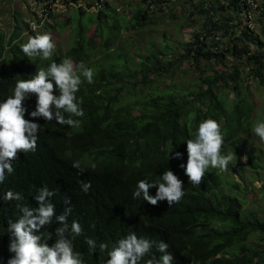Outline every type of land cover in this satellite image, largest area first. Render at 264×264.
I'll return each mask as SVG.
<instances>
[{
  "label": "trees",
  "instance_id": "1",
  "mask_svg": "<svg viewBox=\"0 0 264 264\" xmlns=\"http://www.w3.org/2000/svg\"><path fill=\"white\" fill-rule=\"evenodd\" d=\"M0 1L5 10L10 5L13 21L7 35L0 31V101L11 94L15 80L30 79L36 69L53 60L60 62L67 56L95 70L94 83H84L77 93L85 111L81 125L69 128L38 119L41 129L36 152L19 154V160L13 161L15 172L0 185V195L8 189L19 191L24 197L19 203L35 208L38 205L32 197L46 185L56 192L52 202L57 213L63 211L64 198L70 197L73 211L69 223L78 220L84 229L83 236L74 240V250L83 254L85 264H104L108 250L97 247L90 254L84 236L96 239L97 245L107 243L110 250L130 232L157 242L163 240L174 256L173 264H264V220L243 211L240 192L247 191L246 185L227 179V172L209 169L201 184L194 187L178 167L187 160L185 141L207 118L220 123L225 154L231 151L234 158L239 156V137L249 131L253 115L247 83L251 80L264 88V45L256 35L230 26L226 8L213 7L212 3L208 9L220 14L217 22L204 17L189 40L180 43L178 52L172 53L174 49L167 45L161 50L152 46L144 56L135 54L137 61L131 66L120 55L101 60L97 56L113 47L119 30L155 25L172 0H134L138 5L132 7L128 17L114 10L109 0L92 14L87 10L97 0H19L24 5L31 1L36 7L30 12L37 29L33 31L28 22L16 16V0ZM176 2L183 7L180 15L188 19H199L209 12L203 10L201 0ZM73 8L65 20L59 21V13ZM5 10L0 9V13ZM172 12L166 13L171 19L176 16ZM83 17L87 19L85 23ZM92 23L95 28L90 37L86 30ZM69 24L74 41L64 55L56 48L48 61H29L20 51V43L29 35L58 33ZM23 34L26 39L21 37ZM228 34L238 35L232 51L227 50L238 57L233 61L227 60L219 46L225 44L222 38ZM95 38L100 39L99 43ZM166 55L170 57L164 58ZM184 63H189L190 68L183 72H190L181 86L173 82L160 87L161 77L173 79ZM26 105L33 110L35 97ZM171 151L182 153V159L168 160ZM77 160L82 173L71 166ZM236 165L261 169L253 154L246 163L236 161L229 166V171L242 178ZM168 168L183 181L185 195L178 204L169 207L162 201L153 206L132 198L138 180H158ZM81 181L91 182L87 194L81 191ZM260 188L264 192V184ZM155 191L149 190L151 195ZM17 203L0 201V264H7L13 255L8 251L6 229L7 220L19 214ZM57 226L42 229L53 232L49 245L54 242ZM251 236L256 237V244H247ZM152 251L159 258L161 253L155 248Z\"/></svg>",
  "mask_w": 264,
  "mask_h": 264
},
{
  "label": "clouds",
  "instance_id": "2",
  "mask_svg": "<svg viewBox=\"0 0 264 264\" xmlns=\"http://www.w3.org/2000/svg\"><path fill=\"white\" fill-rule=\"evenodd\" d=\"M33 31V30H32ZM20 51L29 61H48L54 55L56 44L49 33L29 35L27 40L19 45ZM95 70L88 67L84 61L76 62L71 57H64L60 62L55 60L36 69L30 79H17L11 89V94L0 101V185L15 172L13 161L19 160V154L35 153L38 133L41 125L38 119L45 123L55 121L57 125L78 128L85 116L82 107L83 99L77 96L84 83H94ZM35 97L34 109L29 111L26 102ZM28 116V119L25 116ZM251 132L264 143V117L258 118L251 127ZM187 160L178 165L183 169L189 182L199 186L209 169L220 172L229 171V166L236 156L233 152L224 151V134L220 123L212 118L199 122L191 138L185 141ZM171 154V155H170ZM169 159H182L179 151H171ZM73 168L83 172L80 161H73ZM94 168L95 165H92ZM81 191L85 194L91 188V182L81 181ZM155 188V195L149 190ZM55 190L46 185L37 189L32 199L37 203L33 208L28 204L19 203L23 200L21 192L8 189L0 195V201L18 202L16 208L19 214L14 219L7 220L9 234L8 251L13 255L7 264H85L83 254L74 250V240L84 234V229L78 220L69 223L73 208L70 197L63 200V211L57 213L52 198ZM185 191L183 181L169 168L163 171L158 180L141 179L136 182L132 191L133 199H142L150 205L166 201L169 207L178 204ZM58 225L53 232L42 231ZM84 243L90 254L108 250V258L104 264H173L174 256L167 251L169 245L163 240L154 241L144 236L130 232L117 240L109 250L107 243L97 245L96 239L84 236ZM153 248L160 252L157 258Z\"/></svg>",
  "mask_w": 264,
  "mask_h": 264
},
{
  "label": "rangeland",
  "instance_id": "3",
  "mask_svg": "<svg viewBox=\"0 0 264 264\" xmlns=\"http://www.w3.org/2000/svg\"><path fill=\"white\" fill-rule=\"evenodd\" d=\"M1 2V1H0ZM172 4L170 8L166 9L162 15H159V18L156 20L155 25H149L144 28H139L138 30L129 29L128 31L119 30L118 34L114 38L113 47L109 49L108 52L102 53L97 56V59L101 60L104 58L112 59L117 55L124 57L131 66H135V62L137 61V55H146L151 49L152 46L155 49H163L165 45L171 46L174 51L172 53L178 52L179 45L182 42L188 41L190 38V33L199 28L201 21L193 17L188 19L180 13L183 10V7L180 3L176 2V0H172ZM111 7L116 10L119 14L123 13L127 17L131 14V9L138 4L134 0H109ZM58 6V5H57ZM57 6H55L57 8ZM181 6V7H180ZM14 7L16 9V16H19L22 20L29 23V29H32L34 22L31 21L30 12L34 11L36 7L33 5V2L27 1V5L22 4L19 0H16ZM9 7L5 10L2 6L0 9L5 10L0 14V31L7 35L12 26V17L9 12ZM59 8V6H58ZM62 9V8H59ZM70 9V8H67ZM173 10V12L171 10ZM74 8L70 11L64 10L59 13V21L65 20L69 13H72ZM88 13L92 14L95 11L92 9L87 10ZM169 14L172 12L176 14L174 18H169ZM69 12V13H68ZM83 23L87 21L86 17H83ZM194 19V20H192ZM35 26V25H34ZM95 24L92 23L86 30L87 36H92L94 33ZM37 30V29H35ZM45 33L51 34L53 41L56 44V48L59 49L60 53L64 55V53L69 49L71 45H73L74 37L72 33V27L70 24L67 28L60 30L58 33L53 31H45ZM22 38L26 39L27 35H21ZM113 38V36H112ZM96 42L99 43L98 38H95ZM169 55H166L164 58H168ZM170 57V56H169ZM95 61V59H92ZM190 64L184 63L180 69H178L173 77L170 79L169 77H161L160 87L171 83H178L181 86L183 83V79L189 76V72L184 73V69H189ZM249 87V92L251 97L252 106H253V115L251 118L249 131L241 135L240 144L241 151L237 158H234L233 164L236 161H240L246 163L249 158V154H253L259 159V163L261 165V169L259 171L250 170L244 167L237 166V171L242 174V178L239 177V174L231 171H227L226 178L231 180L232 178L239 182L241 185H246L247 191H241L240 195L243 198V211L247 213H254L257 215L256 217L260 220H264V192L260 191L261 185L264 184V143L260 142L259 138L256 137L251 132V127L253 123L258 119L264 117V88L257 86L256 82L251 80L247 83ZM147 89V88H146ZM228 101L232 99L229 96ZM229 103V102H228ZM232 174L234 175L232 177ZM249 243L247 244H256V237L251 236L249 238ZM264 248V246H262Z\"/></svg>",
  "mask_w": 264,
  "mask_h": 264
},
{
  "label": "built area",
  "instance_id": "4",
  "mask_svg": "<svg viewBox=\"0 0 264 264\" xmlns=\"http://www.w3.org/2000/svg\"><path fill=\"white\" fill-rule=\"evenodd\" d=\"M107 0H97L94 6L91 8L93 11ZM148 2H156L157 0H147ZM177 1V0H176ZM204 2L203 10H209L206 15L199 16L202 22L204 17L212 18L213 22H217L220 18L219 13L213 14V11L208 9L212 3L213 7L223 6L226 8L227 14L231 17L228 24L238 31H247V33L256 35L259 38V42L264 45V0H201ZM35 30L36 26H32ZM238 35L228 34L223 36L222 40L225 44H219L222 50L226 54V58L229 61L236 60V56L231 53H227V50L232 51L234 48V41ZM230 41V43H228ZM227 42V43H226ZM236 57V58H234Z\"/></svg>",
  "mask_w": 264,
  "mask_h": 264
},
{
  "label": "bare ground",
  "instance_id": "5",
  "mask_svg": "<svg viewBox=\"0 0 264 264\" xmlns=\"http://www.w3.org/2000/svg\"><path fill=\"white\" fill-rule=\"evenodd\" d=\"M153 89V88H152ZM148 95V94H147ZM233 190V189H232ZM243 203V202H242Z\"/></svg>",
  "mask_w": 264,
  "mask_h": 264
}]
</instances>
